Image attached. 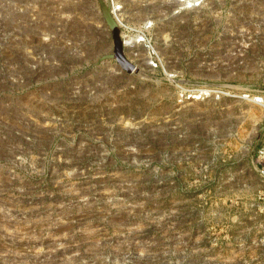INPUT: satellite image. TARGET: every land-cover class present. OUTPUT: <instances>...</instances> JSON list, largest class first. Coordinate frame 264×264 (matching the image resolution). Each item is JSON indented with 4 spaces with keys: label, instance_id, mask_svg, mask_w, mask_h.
<instances>
[{
    "label": "rangeland",
    "instance_id": "1",
    "mask_svg": "<svg viewBox=\"0 0 264 264\" xmlns=\"http://www.w3.org/2000/svg\"><path fill=\"white\" fill-rule=\"evenodd\" d=\"M0 264H264V0H0Z\"/></svg>",
    "mask_w": 264,
    "mask_h": 264
},
{
    "label": "water",
    "instance_id": "2",
    "mask_svg": "<svg viewBox=\"0 0 264 264\" xmlns=\"http://www.w3.org/2000/svg\"><path fill=\"white\" fill-rule=\"evenodd\" d=\"M107 17H108V15H107ZM109 23L112 26L113 35H114V38L116 40L117 59H118L119 62H121L123 64L125 69L130 70L131 69V64L122 56V44H121V41H120V39L118 37V27L110 19H109Z\"/></svg>",
    "mask_w": 264,
    "mask_h": 264
},
{
    "label": "built area",
    "instance_id": "3",
    "mask_svg": "<svg viewBox=\"0 0 264 264\" xmlns=\"http://www.w3.org/2000/svg\"><path fill=\"white\" fill-rule=\"evenodd\" d=\"M118 9H119V6L112 5V13L114 14V16L117 19L118 23L122 25L121 20L118 18L117 14H116V12L118 11Z\"/></svg>",
    "mask_w": 264,
    "mask_h": 264
}]
</instances>
